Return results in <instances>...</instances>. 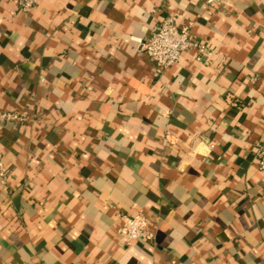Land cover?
Listing matches in <instances>:
<instances>
[{"label": "crops", "instance_id": "1", "mask_svg": "<svg viewBox=\"0 0 264 264\" xmlns=\"http://www.w3.org/2000/svg\"><path fill=\"white\" fill-rule=\"evenodd\" d=\"M0 0V264H264V0ZM210 48L159 75L167 17ZM1 171V170H0ZM143 214L150 240L127 241Z\"/></svg>", "mask_w": 264, "mask_h": 264}, {"label": "built area", "instance_id": "2", "mask_svg": "<svg viewBox=\"0 0 264 264\" xmlns=\"http://www.w3.org/2000/svg\"><path fill=\"white\" fill-rule=\"evenodd\" d=\"M222 0H206L207 12L221 4ZM36 0H20L19 7L23 12H28L34 7ZM192 25L180 27L174 17L167 16L160 23L159 27L146 39L141 41L143 52L148 56L149 60L155 65L159 75L165 70L179 63L183 52L188 50H196L198 60L202 58H210L213 52L206 45L197 41L191 33ZM26 117L22 114L0 110V139L2 136V128L6 122L25 121ZM256 159L260 171L264 174V146H260L256 153ZM0 180L6 182V173L2 164V152L0 150ZM123 225L120 232L126 237L127 241L154 238V233L149 227L148 219L143 214L135 217L127 215L122 216Z\"/></svg>", "mask_w": 264, "mask_h": 264}]
</instances>
